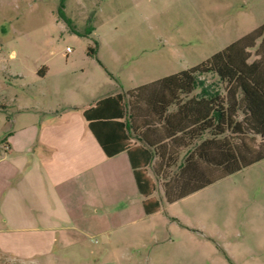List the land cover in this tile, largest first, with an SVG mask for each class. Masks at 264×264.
Masks as SVG:
<instances>
[{"label": "rangeland", "instance_id": "1", "mask_svg": "<svg viewBox=\"0 0 264 264\" xmlns=\"http://www.w3.org/2000/svg\"><path fill=\"white\" fill-rule=\"evenodd\" d=\"M263 25L264 0H0V151L15 119L26 128L51 118L48 108L81 117ZM76 224L89 230L55 249L22 230L0 233V264H264V161L158 215H102L100 231Z\"/></svg>", "mask_w": 264, "mask_h": 264}, {"label": "trees", "instance_id": "2", "mask_svg": "<svg viewBox=\"0 0 264 264\" xmlns=\"http://www.w3.org/2000/svg\"><path fill=\"white\" fill-rule=\"evenodd\" d=\"M83 116L109 158L128 155L148 216L264 161V25Z\"/></svg>", "mask_w": 264, "mask_h": 264}, {"label": "crops", "instance_id": "3", "mask_svg": "<svg viewBox=\"0 0 264 264\" xmlns=\"http://www.w3.org/2000/svg\"><path fill=\"white\" fill-rule=\"evenodd\" d=\"M86 109L69 118L48 108L42 113L51 118L26 128L16 127L15 119L7 128L5 153L0 151V233L22 230L49 238L40 244L55 249L76 229L89 230L79 221L100 231L102 215L134 222L148 216L128 155L105 154L88 128Z\"/></svg>", "mask_w": 264, "mask_h": 264}]
</instances>
